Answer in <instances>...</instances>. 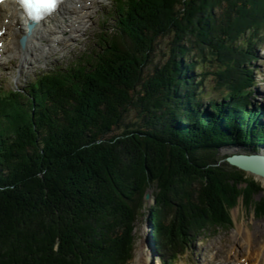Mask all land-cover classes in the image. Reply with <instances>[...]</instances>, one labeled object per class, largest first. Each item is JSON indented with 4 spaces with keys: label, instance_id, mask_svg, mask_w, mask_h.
Wrapping results in <instances>:
<instances>
[{
    "label": "trees",
    "instance_id": "1",
    "mask_svg": "<svg viewBox=\"0 0 264 264\" xmlns=\"http://www.w3.org/2000/svg\"><path fill=\"white\" fill-rule=\"evenodd\" d=\"M116 1L97 50L37 74L23 92L0 91V264L102 263L110 252L109 264H128L149 188L153 232L171 243L193 225H231L227 207L257 190L237 191L242 173L214 155L264 144L261 111L234 85L250 73L237 41L259 6ZM163 36L167 52L148 71ZM214 53L227 88L216 103L196 77ZM129 107L138 118L124 122Z\"/></svg>",
    "mask_w": 264,
    "mask_h": 264
},
{
    "label": "rangeland",
    "instance_id": "2",
    "mask_svg": "<svg viewBox=\"0 0 264 264\" xmlns=\"http://www.w3.org/2000/svg\"><path fill=\"white\" fill-rule=\"evenodd\" d=\"M86 3L90 9L87 11L84 20L77 26L79 30L72 32L69 40H62L59 45L54 44L49 49H46V53L36 52V54L28 56L26 58L27 64L22 63V56L20 54L11 55L9 53L11 43L9 40H6V45L4 46L6 53L4 56H6V59H2L4 63H0V85H3V87H22L29 82L36 69H46L51 64L66 66L79 60L81 54H86L89 51L91 54L92 51L97 50L99 48L97 39L100 37V34L104 36V28H112L116 24L118 16L116 1L93 0ZM255 3L256 7L259 6V8L252 10L249 14L251 17L256 18V21L250 24V29H245V32L240 34L239 40L241 42L247 40L251 45L254 44V38L259 40L252 52L256 60H253L252 65H250L254 69L255 78H257L255 94L250 97V100L254 105L260 107L264 106V0H253V4ZM250 10H247V13ZM104 14L105 16H103ZM111 28L109 31H111ZM260 31H262V35H260ZM167 40V36L156 40L154 54L151 57L152 61L146 65V70L151 71L155 64L163 61L169 46ZM248 50L251 52L250 48ZM233 54L236 55L237 53L234 51ZM216 55V53L209 54V59H205V62L202 63V71L197 74V77H201L203 81L201 93H204L206 97H220L221 93L226 92L227 89L225 87L226 82L223 81V71L225 68H220L222 64H219L218 57L214 58ZM237 60L238 58L233 56L231 59H227L225 64L227 67L233 66ZM137 118V110L133 107H129L128 112L124 113V122H131ZM120 130L113 129L114 132ZM248 152H250L248 146L240 142V144L225 145L217 149L214 157L216 156L220 161H223L227 155ZM247 175V178H253L251 174ZM256 181L262 184L263 188L261 189L262 191L255 193L250 197L251 199H248L250 202L245 204L242 198H239L236 205L227 207L231 218L230 226H202L199 228V226L193 225V227H187L182 234L177 232L173 243L166 242L164 238H159L153 232L147 208L153 204L152 193L154 188H149L150 197L145 199V206L141 209L142 214L135 222L132 232L134 236L133 257L130 259L129 264H135V258L139 254L147 257V264H218L222 262L223 264H227L231 260L228 258L230 256L242 258L243 252L239 247L244 246L243 244L245 243V228L250 230L253 239L255 233L261 244L264 245V213L259 212L261 205L256 204V200L263 199L264 182L259 178H256ZM206 222L204 219L200 221V224ZM171 249H174L176 253L173 255V261L167 263L164 258ZM234 250L239 251V254H236ZM180 252L183 255L176 261L175 257ZM215 252L218 254L214 258ZM112 253L110 252L106 256L108 260L105 259L102 263L94 262L92 264H109L113 262ZM260 254L259 264H264V246Z\"/></svg>",
    "mask_w": 264,
    "mask_h": 264
},
{
    "label": "bare ground",
    "instance_id": "3",
    "mask_svg": "<svg viewBox=\"0 0 264 264\" xmlns=\"http://www.w3.org/2000/svg\"><path fill=\"white\" fill-rule=\"evenodd\" d=\"M86 1L87 0H62L59 6L60 9L57 13L46 17L35 25L30 35H28L23 49L20 47L18 38L22 33H25V19L20 16L19 10L13 2L6 1L0 3V27L4 25L6 29L9 30L8 32L5 31L6 33L4 32L1 38L9 40L11 43L9 53L11 55L20 54L22 56V63L27 64L28 61L26 58L28 56L36 54V52L45 53L46 48H49L54 43L59 45L60 41L69 40L71 38V33L79 30L77 26L84 20L87 11L90 9ZM5 18H8L7 23L4 22ZM241 77L240 80L234 83L237 92L247 86L249 82L246 83V81L251 79L243 76ZM224 93L225 92H222L220 97H214L213 103L217 102L216 99L222 100ZM248 153H252V151L250 150ZM261 153L264 154V149H261ZM255 178L261 179L258 176H255ZM261 180L264 182V179ZM244 239V246L239 247L243 252L241 260L244 258L243 261L246 260L248 264H259L260 253H262L264 245L261 244L255 233L253 239V235L248 228H245ZM234 252L239 254V251L234 250ZM217 254L215 253V256ZM237 260L239 259L234 261ZM147 261V257L143 254H139V256L135 258V264H147ZM221 264H223V262ZM227 264H232V262H228Z\"/></svg>",
    "mask_w": 264,
    "mask_h": 264
},
{
    "label": "water",
    "instance_id": "4",
    "mask_svg": "<svg viewBox=\"0 0 264 264\" xmlns=\"http://www.w3.org/2000/svg\"><path fill=\"white\" fill-rule=\"evenodd\" d=\"M25 39L24 37L21 38L20 43L24 45ZM225 162L233 166L236 170H239L242 174H240V178H243V182L236 184V189L239 191L242 195L244 193L246 194L247 191L257 189L256 191H253L249 196L248 199H251L255 193H259L262 191L261 189L262 184L258 183L256 181L255 176L260 177L261 179H264V154L261 152H253V153H233L230 155H227L225 157ZM247 174H251L253 178H247ZM262 182V181H261ZM246 184V186H245ZM245 186V187H244ZM263 199L260 198L259 200H256V204L258 205H264V195ZM150 197V193L146 192L144 195L145 199H148ZM244 197V196H243ZM242 196H239V198H242L243 202L246 204L247 202H250L248 200H245ZM238 198V200H239ZM153 202H155L153 198Z\"/></svg>",
    "mask_w": 264,
    "mask_h": 264
},
{
    "label": "snow or ice",
    "instance_id": "5",
    "mask_svg": "<svg viewBox=\"0 0 264 264\" xmlns=\"http://www.w3.org/2000/svg\"><path fill=\"white\" fill-rule=\"evenodd\" d=\"M2 2L3 0H0V3ZM58 2L59 0H23V3H25L34 12L37 18L55 10Z\"/></svg>",
    "mask_w": 264,
    "mask_h": 264
}]
</instances>
